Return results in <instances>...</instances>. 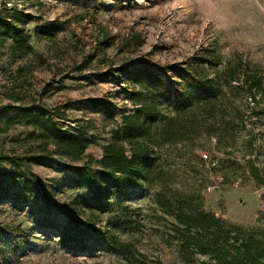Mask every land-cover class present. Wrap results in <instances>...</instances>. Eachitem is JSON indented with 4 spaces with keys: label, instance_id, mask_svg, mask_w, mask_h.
Wrapping results in <instances>:
<instances>
[{
    "label": "rangeland",
    "instance_id": "rangeland-1",
    "mask_svg": "<svg viewBox=\"0 0 264 264\" xmlns=\"http://www.w3.org/2000/svg\"><path fill=\"white\" fill-rule=\"evenodd\" d=\"M4 2L7 7L15 6L45 19L67 21L64 30L51 38L37 41L31 37L32 51L16 62L9 57V42L0 48V107L10 106L6 115L13 116L14 108L21 104L62 103L64 116L57 121L90 139L82 160L74 165L99 159L103 146L114 137L120 114L132 109L123 90L134 86L119 69L129 68L136 61L152 63L167 79L164 66L187 64L209 48L217 50L224 61L240 58L259 69L264 83V0H0V9ZM217 20L223 23L222 29L210 23ZM33 27L31 23L26 29L32 33ZM249 97L243 94L236 102L247 130L239 140L251 134L255 161L262 163L264 143L258 144V139L264 135V105H250ZM87 98L108 102L112 119L87 104ZM27 131L29 127L23 122L0 121V153L40 157L37 164L29 166L44 185L48 202L65 208L75 196L89 195L82 178L61 171V160L44 153L27 138ZM243 146L238 141L230 153L215 146L212 158L217 166L210 170L199 160L200 152L210 147L204 136L194 144L177 143L156 150V157L169 167L168 185L129 190L124 206H113L101 215L98 224L113 223L119 239L132 241L149 260L215 264L188 246L179 247L182 234L171 229L173 217L165 212L164 204L165 200L173 203V199H185L198 191L203 210L242 227H261L259 216L264 209L263 201L257 198L262 194L260 184L243 175L240 168L235 172L231 168L233 163H244L238 157L245 151ZM91 167L96 169L93 164ZM220 174L228 180L223 178L218 189L206 192L210 176ZM236 177L241 178L238 187L228 183ZM72 215L76 221L83 220L80 210ZM0 223L18 227L25 235L21 243V236L0 233V264H129L122 255L103 246L89 229L77 235L87 248L61 245L62 233L75 232L65 217L18 187L11 188L0 201Z\"/></svg>",
    "mask_w": 264,
    "mask_h": 264
},
{
    "label": "trees",
    "instance_id": "trees-1",
    "mask_svg": "<svg viewBox=\"0 0 264 264\" xmlns=\"http://www.w3.org/2000/svg\"><path fill=\"white\" fill-rule=\"evenodd\" d=\"M6 3L0 9V48L9 42L7 50L13 62L32 51L31 37L45 40L62 32L67 25L66 20L45 19L15 6L7 7ZM31 23L34 24L32 33L26 29ZM129 66L119 70L128 84L134 86L123 90L132 109L120 114L113 139L103 146L101 157L91 163L74 165L82 160L90 139L57 121L64 116L62 103L51 106L36 101L21 104L14 108L13 116L6 115L10 106L0 107V121L23 122L29 127L27 138L36 142L44 153L56 155L61 160L59 169L81 177L90 189L89 195H77L62 208L48 202L44 185L29 166L37 164L39 156L0 153V201L11 188L18 187L61 213L75 231L61 234L60 244L64 247L87 248L77 240V235L89 229L103 246L122 255L129 264H163L159 258L147 259L132 241L119 239L110 221L106 225L98 224L101 215L113 206L123 207L131 189L142 185H168L169 167L155 155L156 150L165 146L194 144L203 136L209 142L214 136L213 149L218 146L230 153L233 152L231 146L240 141L245 148L244 155L256 156L251 134L246 140H239L241 133L247 130L243 111L236 102L244 94L250 95L254 105H264V83L259 69L250 67L240 58L234 62L224 61L217 50L209 48L202 49V55L193 57L187 64L164 66L163 70L169 75L167 79L161 76L162 69L158 70L152 63L147 65L140 60ZM21 68L20 65L16 67L17 71ZM13 99L20 100L19 97ZM85 101L98 113L112 119L113 111L108 102L90 98ZM254 161L244 159L242 166L233 163L231 168L234 172L240 168L243 175L248 174L257 184L264 185ZM222 177L228 180L224 174ZM198 196V191H194L185 199H173V203L165 200V212L173 217L171 229L182 234L179 247L188 246L207 255L215 264H264V210L259 216L261 227H242L203 210ZM260 199L264 202V193ZM79 210L83 220L76 221L72 214ZM6 232L21 236L20 242H25V235L18 227L9 228L0 223V233ZM15 246L17 250L18 245Z\"/></svg>",
    "mask_w": 264,
    "mask_h": 264
},
{
    "label": "built area",
    "instance_id": "built-area-1",
    "mask_svg": "<svg viewBox=\"0 0 264 264\" xmlns=\"http://www.w3.org/2000/svg\"><path fill=\"white\" fill-rule=\"evenodd\" d=\"M249 104L253 105V101L251 99V97L248 98ZM261 136V135H259ZM258 144L260 143H264V135H262L259 139ZM216 143V138L214 136H211L209 139L208 144L210 145L209 148L202 150L200 152L199 158H200V162L202 164H204V166H206V168H208L209 170L214 168L215 166H217V161L215 159L212 158V154L215 152V150L213 149L214 145ZM238 157H242V159H255V155H244L243 153H239ZM254 165L260 170V175L262 177V179L264 180V162L262 163H258L257 161H254ZM211 173V172H209ZM246 173H248L246 171ZM209 179V177H208ZM223 177L222 175H214V176H210L209 182L208 184L205 186L204 190L206 192H213L216 189L219 188V184L220 182H222ZM233 185L238 187L241 183V178H237L235 179L233 182ZM259 191L261 193H264V185H260L259 187ZM260 194V193H259ZM261 209H264V202H262L261 204Z\"/></svg>",
    "mask_w": 264,
    "mask_h": 264
},
{
    "label": "clouds",
    "instance_id": "clouds-1",
    "mask_svg": "<svg viewBox=\"0 0 264 264\" xmlns=\"http://www.w3.org/2000/svg\"><path fill=\"white\" fill-rule=\"evenodd\" d=\"M210 23H213L214 26L217 28V29H222L224 27L223 23L220 22L219 20L217 21H210Z\"/></svg>",
    "mask_w": 264,
    "mask_h": 264
},
{
    "label": "crops",
    "instance_id": "crops-1",
    "mask_svg": "<svg viewBox=\"0 0 264 264\" xmlns=\"http://www.w3.org/2000/svg\"><path fill=\"white\" fill-rule=\"evenodd\" d=\"M260 195H261V194H258V195H257L258 200H260Z\"/></svg>",
    "mask_w": 264,
    "mask_h": 264
}]
</instances>
